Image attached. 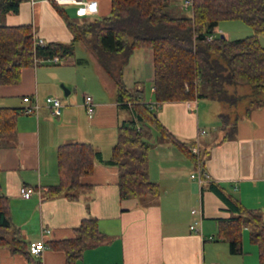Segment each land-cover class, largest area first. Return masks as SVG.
<instances>
[{"label": "crops", "instance_id": "obj_1", "mask_svg": "<svg viewBox=\"0 0 264 264\" xmlns=\"http://www.w3.org/2000/svg\"><path fill=\"white\" fill-rule=\"evenodd\" d=\"M93 1L98 3V12L93 15L81 5L64 8L80 23L109 13L110 0ZM172 1L175 4L171 12L181 16L182 0ZM4 16L5 25H33L36 39L45 43H70L73 39L51 0H23L17 12ZM217 29L227 37L225 29ZM260 39L264 45V35ZM78 46L91 57L93 80L97 77L106 89V95L99 92L92 96L95 103L92 116L83 105L89 94H83L81 99L77 94L72 95V90L65 89V93L63 90L65 84L77 91L78 85L71 80H86L80 69V64L87 61L84 58L73 56L59 63L39 62L22 70L18 84L0 85V108L19 111L15 133L0 137V168L1 192L9 198L11 222L22 238L28 245L41 239L47 244L72 238L82 219L95 217L105 238L89 245L75 264H247L244 253L231 254L228 242L216 237L219 219L229 218L232 213L209 189V184L223 185L247 208L258 209L264 216V105L248 110L252 107L249 102L242 117L238 112L239 119L233 114L228 125L221 123L222 132L215 139H208L211 122L198 115L201 103L197 100L161 104L155 101L153 51L136 49L123 68L124 83L127 86L130 81L134 90H143L146 103L156 108L162 124L182 141L195 142L190 149L197 147L199 153L192 151L198 156L195 162L159 136L154 141L152 133L149 176L160 185L161 191L156 196L121 199L118 169L106 161L117 142L119 127L135 120V114L130 104L117 101L114 81L90 50L83 42L76 44V50ZM149 82L152 85L148 99ZM63 95L67 99L63 100ZM26 96L39 98L42 107L38 115L23 112ZM48 96L62 101L60 116L45 105ZM123 109L131 112V118L121 114ZM71 142L93 144L102 159L95 161L92 175L81 179L87 186L76 198L70 199L65 194L51 196L49 187L59 183L58 148ZM171 144L182 156L173 151ZM189 160L203 177L202 183L192 174L187 178L192 166ZM22 186L33 190L31 198L20 195ZM194 208H199L201 214L193 215ZM200 217L198 229L192 230L190 225ZM211 236L214 238L210 239ZM47 247L38 258L41 264L65 263L63 252L48 244ZM0 264L34 263L23 254L0 249ZM251 264H256V259Z\"/></svg>", "mask_w": 264, "mask_h": 264}, {"label": "trees", "instance_id": "obj_2", "mask_svg": "<svg viewBox=\"0 0 264 264\" xmlns=\"http://www.w3.org/2000/svg\"><path fill=\"white\" fill-rule=\"evenodd\" d=\"M22 1L0 0V18L17 12ZM171 2L110 0L107 15L82 23L73 20L64 6L53 3L73 35L70 43L39 45L35 43L33 25L0 24V85L18 84L25 67L54 57L65 60L75 56L76 44L83 42L114 81L117 101L131 105L135 120L119 127L117 142L106 161L118 169L121 199L156 196L161 191L149 176L152 133L193 161L198 159L190 149L195 142L182 141L168 130L159 120L156 108L146 103L143 90H130L124 83L123 68L136 49L153 51L154 98L158 104L209 98L221 102L228 111L219 114L223 125L232 120L231 114L236 113L238 118V104L247 96H256L248 110L264 105V98H258L264 94V45L260 39L264 35V0H193L191 16L171 15L167 10ZM232 20H241L254 33L237 39L216 35L222 21ZM211 35L214 39L209 41ZM240 88H247L250 93L242 94ZM18 115L17 109L0 108V137L15 133ZM99 159L101 152L91 143L60 145L59 183L49 187V194L76 198L87 186L81 179L93 174ZM209 189L232 213L229 218L219 219L217 238L228 242L231 254H242L243 231L248 229L250 241L258 247L259 262L264 264V216L258 209L247 208L221 184L210 183ZM74 232L75 237L47 243L65 254L64 264H75L89 245L105 238L95 217L82 219ZM0 249L23 254L34 264H41L11 222L9 198L1 192V168Z\"/></svg>", "mask_w": 264, "mask_h": 264}, {"label": "rangeland", "instance_id": "obj_3", "mask_svg": "<svg viewBox=\"0 0 264 264\" xmlns=\"http://www.w3.org/2000/svg\"><path fill=\"white\" fill-rule=\"evenodd\" d=\"M175 4V2H171L167 8V10L169 12H171V7ZM182 16H191L192 15V9H184L182 11ZM171 15L173 16H178V14L176 13H172ZM0 24H5V16H1L0 18ZM218 27H222L223 30L225 29L226 32H228L226 35L228 39H237V38H243L246 37L248 35H252L254 32L253 30H251L252 28H250L247 24H245L244 22H242L241 20H232V21H222ZM247 30H249L250 33H247ZM216 35L219 34H225L222 32H218V29H216ZM76 58H84L85 60H87L86 62L80 64V69L81 71H83V73L86 76V80L82 81L81 79H72L71 82L72 84H77L78 85V89L77 91H75V87L72 85H65L63 84V90L65 93V89L67 90H72V95L77 94V96L81 97L83 94H89L91 96H93L95 93H105L106 95V89L103 87V85L101 84L100 80L96 77L93 80V62L91 60V57L88 54H85L83 52V50L81 49L80 46L77 47L76 50ZM95 75V74H94ZM108 76V75H107ZM128 82V81H127ZM150 85H152V82H149V84H146V97L149 99L151 98L149 96L150 93ZM71 86V87H70ZM127 86L130 90H134L135 86L134 84H131V82L129 81L127 83ZM240 93L244 94V93H250L249 89L247 88H240ZM256 96H247L246 98H244L239 106H238V115L240 117H242L244 115V111L246 110L247 106L249 105V102L251 100L256 99ZM258 98H264V94L259 95ZM67 99V96L63 95V100ZM198 103H201V107L198 110V115H200L203 119H206L207 121L211 122V124L208 125V128H211V135L209 136L208 139H215V137L222 132V128H221V119L219 117L218 114L225 112L228 113L227 110H224V105L221 102L215 101V100H211L209 98H200L197 100ZM121 114L123 116L128 115L131 118V112L127 109H123L121 111ZM234 115L231 114L230 118L233 119ZM130 120V119H129ZM207 126V125H206ZM214 128H217V130H215ZM154 141L158 140V136L155 133L154 134ZM161 140V139H160ZM163 142V141H161ZM166 144L169 143L168 141H164ZM170 144V143H169ZM172 145V144H171ZM156 147H158V144L155 143L154 145V151H156ZM173 151L175 153H178V155L182 154L180 152H178V150L176 148H174V146H171ZM204 144L202 145V148L204 149ZM189 162L191 163V170H188L187 173V178L190 179L191 174H195L196 176H198V172L197 170L194 168V164L189 160ZM243 255L246 257V261L247 264H251L253 259L255 261L256 259V264H260L259 262V257H258V250H257V245L252 243L250 241L249 238V230L248 229H244L243 231ZM216 237H217V233H216Z\"/></svg>", "mask_w": 264, "mask_h": 264}, {"label": "built area", "instance_id": "obj_4", "mask_svg": "<svg viewBox=\"0 0 264 264\" xmlns=\"http://www.w3.org/2000/svg\"><path fill=\"white\" fill-rule=\"evenodd\" d=\"M53 3H56L57 5L60 6H66V5H81L84 7L85 11L88 14H97L98 12V3L97 1H93V0H51ZM182 6L184 9H192L193 7V0H182ZM209 41L214 39V36H209L207 38ZM36 44L39 45H44L45 41H43V39H37L35 41ZM48 61L54 62V63H59L62 60L59 57H54L52 59H48ZM24 102L27 103V106H25V108L23 109V112L25 114H36L38 115V113L41 110L42 104L40 103V100L37 96L31 98L29 96H26L23 98ZM45 105L51 109V111L53 112V114H55L56 116H60L62 114V110H63V104L62 101L57 98V97H52V96H48L45 98ZM86 112L89 116H92V114L95 111V103L93 101V97L90 95H86L85 96V100L83 103ZM205 131H203L204 133ZM192 151L195 154L199 153V149L197 147H192ZM192 177H198L199 182L202 183L204 181L203 177L198 175L196 176L195 174H192ZM33 194V190L30 189L27 186H22L20 189V195L26 199L31 198ZM192 214L197 216L201 214V211L199 208H194L192 209ZM201 222V217L199 220H194L193 223L190 225V228L192 230H197L198 229V225ZM47 232H49L47 230ZM214 237L211 236L210 239H213ZM47 244L44 242V240H37L35 242H31L29 244V249L30 252L33 256H35L36 258H39L43 252L47 249Z\"/></svg>", "mask_w": 264, "mask_h": 264}, {"label": "water", "instance_id": "obj_5", "mask_svg": "<svg viewBox=\"0 0 264 264\" xmlns=\"http://www.w3.org/2000/svg\"><path fill=\"white\" fill-rule=\"evenodd\" d=\"M67 92H68V91H67ZM67 92H66V94H68ZM127 125H128V124H127Z\"/></svg>", "mask_w": 264, "mask_h": 264}]
</instances>
